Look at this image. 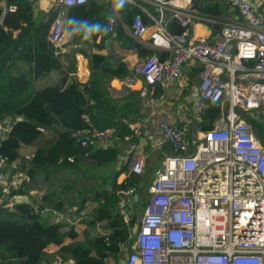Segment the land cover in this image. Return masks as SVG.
Listing matches in <instances>:
<instances>
[{
    "label": "built area",
    "instance_id": "obj_1",
    "mask_svg": "<svg viewBox=\"0 0 264 264\" xmlns=\"http://www.w3.org/2000/svg\"><path fill=\"white\" fill-rule=\"evenodd\" d=\"M104 1V0H100ZM238 12L232 20L199 13L192 7L172 6V0H133L153 22L155 30L145 24L141 15L127 28L138 43L168 53L144 58L138 74L149 85L163 89L174 84L188 64L199 67V86L195 96L194 116L198 124L209 118L210 127L188 137L194 120L184 126L160 124L161 138L153 149L166 153L163 170L156 172L149 186L147 206L134 229V242L121 250L123 256L109 255L105 264H264V142L255 134L249 118L264 120V7L252 0H229ZM88 0H35L37 11L54 10L49 40L56 47L66 44L65 17L68 9L83 6ZM112 11V0H106ZM141 3L156 8L153 15ZM4 13H14L16 6ZM108 20L107 34L113 35L118 23L126 25L120 14ZM167 14L177 20L180 33L168 29ZM197 17L220 19L222 27L212 37L191 38L190 25ZM228 77L224 81L222 75ZM22 117H7L0 123V203L7 207L28 204L25 196L13 195L30 182L26 172L12 168L1 149L13 127ZM81 127L74 137L83 148L115 147L127 143L131 175L142 176L147 166V142L144 133L150 118H125L130 134L120 137L116 128L100 130L90 115L80 114ZM43 132V128H38ZM169 148V150L167 149ZM68 162L74 163L70 157ZM119 214L126 223L133 217L136 205L142 204L136 185L119 194ZM139 196V202L134 201ZM88 205L90 203L88 202ZM37 207L33 213H37ZM47 212L46 209L43 213ZM57 215V222L70 220L75 233L86 216L85 209L67 206ZM95 239V234L90 233ZM109 241V238L105 240ZM53 264H75L56 257Z\"/></svg>",
    "mask_w": 264,
    "mask_h": 264
},
{
    "label": "trees",
    "instance_id": "obj_2",
    "mask_svg": "<svg viewBox=\"0 0 264 264\" xmlns=\"http://www.w3.org/2000/svg\"><path fill=\"white\" fill-rule=\"evenodd\" d=\"M34 1L0 0V123L7 117H22L38 109L44 112L47 124L23 118L13 127L1 151L10 163L18 162L17 169L30 177L29 183L12 191L13 195L27 196L32 190L46 189V192L43 200L37 199L32 204L7 207L0 203V264H53L57 256L64 261L73 260L75 264H105L107 256H123L122 248L134 242L138 211L144 212L147 206V199L141 196L139 210H135L130 222L126 223L118 211L119 194L134 185L141 193L145 180L143 176L131 175L119 183L120 176L128 171V164L114 169L101 183L75 178L73 175L79 169L114 166L120 156L118 147H81L74 137L81 127L79 115H90L100 130L116 128L121 138L130 134L123 120L143 118L147 96L128 90L124 98H113L108 90L109 82L111 78L124 81L130 74L123 57L145 58L158 53L165 59L168 53L138 43L122 23H118L113 35L100 33L91 38L94 50L90 57L91 77L83 85L63 69L59 49L49 40L57 12L37 11ZM141 4L153 15H158L152 5ZM3 5L16 6L17 11L4 13ZM192 8L209 16L225 18L231 6L229 0H192ZM110 12L106 0H88L83 6L68 9L66 29L69 31L70 27L67 20L73 17L106 25ZM119 14L128 25L138 14L146 25H154L145 13L130 4ZM172 26L173 33L182 31L177 20H173ZM108 39H112L110 49L106 44ZM79 40L83 39L76 35L71 42ZM148 86H155L152 87L154 99L162 97L164 89L161 86ZM249 121L256 136L264 142V120L249 118ZM197 127L208 129L209 118L191 125L188 137ZM24 148L32 149L33 153L23 155ZM70 157L75 158L74 163L68 162ZM67 206L86 210L84 218L76 214L80 218L77 224L82 228L80 234L75 233V225L70 220L57 222L55 213L63 212ZM35 207L38 211L34 214ZM44 209L47 212L43 213ZM91 232L95 234L94 240L90 238ZM50 246L58 248L57 251L49 253Z\"/></svg>",
    "mask_w": 264,
    "mask_h": 264
},
{
    "label": "crops",
    "instance_id": "obj_3",
    "mask_svg": "<svg viewBox=\"0 0 264 264\" xmlns=\"http://www.w3.org/2000/svg\"><path fill=\"white\" fill-rule=\"evenodd\" d=\"M252 1L264 7V0ZM172 6L180 9H184L187 7L189 8L192 7V0H172ZM233 15L236 18L239 16L238 12H235L230 8L226 19L232 20ZM166 19L168 23V29L170 31L175 30V28L172 26V22L174 19L171 18L170 14H167ZM125 25V30L129 34L127 28L130 25ZM149 27L152 31L156 29L154 25ZM221 27L222 22L220 19L207 18V20H205L202 17H197V19L193 20L190 25V35L191 38L197 39L201 37H212L220 31ZM66 34L68 36V42L58 48L62 67L67 73H69L72 78L77 79L81 84L86 85L91 77L90 57L94 52L93 47L89 43L81 41L71 42L72 36L68 35L67 29ZM143 45L146 46L145 44ZM146 47L152 49L149 46ZM143 59V57H140L138 55L123 57L122 60L128 63L130 74L124 81L117 78H111L108 85V90L113 98H124L128 95V90L138 91L141 92L142 96H147V100L144 102L143 107V118H150L151 122L147 125L144 133L145 141L148 144L146 147L148 160L145 174L142 175L145 183L141 186V192L145 188V185L149 180V173L156 174L157 171L161 170L164 158L166 156L165 152L156 151L153 149V144L161 138V132L159 129L160 124L163 122H168L174 126L181 127L186 124L187 120L192 119L195 123H198L194 116V108L195 96L197 94V89L199 86V80L197 78L199 67L194 64H188L184 67L183 75L174 84H171L164 89L162 97L159 99H154L153 96L156 95L154 93V88L152 87L155 86L149 88L148 84L144 82L137 71V67ZM131 72H133L134 75H131ZM222 78L224 81H228V77L225 74L222 75ZM42 83H44V81ZM39 111L40 110L35 109L30 113L24 114L22 118L44 123L42 121L43 114H40ZM200 129L201 128L197 127L196 131ZM115 147L119 148L120 156L118 162L113 166L112 171L114 169L118 170L126 164H129L130 148L128 144L117 142ZM21 153L25 156H30L33 153V150L24 148L22 149ZM10 165H12V168L14 167L15 169H17L19 163L13 162L10 163ZM157 167L158 169L155 172L154 170H156ZM110 173L111 172H109V174ZM109 174L107 176H109ZM123 176L124 174L120 176L119 182L122 181ZM45 192L46 189L32 190L27 196L23 198V200L25 199V202L28 204H32L37 199L43 200ZM140 196H142L141 193ZM57 249L58 248L56 247L50 246L48 248V252L54 253L57 251Z\"/></svg>",
    "mask_w": 264,
    "mask_h": 264
},
{
    "label": "clouds",
    "instance_id": "obj_4",
    "mask_svg": "<svg viewBox=\"0 0 264 264\" xmlns=\"http://www.w3.org/2000/svg\"><path fill=\"white\" fill-rule=\"evenodd\" d=\"M133 0H112L113 8L112 11L108 14V20L111 22L115 19V16L112 13L118 15L127 4L132 3ZM67 25H69V36L79 35L83 40H89L92 37L103 33L107 34L108 27L99 22H91L88 20H80L78 18H69L67 20Z\"/></svg>",
    "mask_w": 264,
    "mask_h": 264
},
{
    "label": "rangeland",
    "instance_id": "obj_5",
    "mask_svg": "<svg viewBox=\"0 0 264 264\" xmlns=\"http://www.w3.org/2000/svg\"><path fill=\"white\" fill-rule=\"evenodd\" d=\"M74 36H72L71 38H73ZM79 41H81V42H85V43H89L90 45H92L91 44V39H89V40H79ZM80 82V81H79ZM40 112V114H43L42 115V117H43V119H42V121L44 122V124H47V120H46V116H45V114H44V112L43 111H39ZM112 168H113V166H108V167H106V168H102V169H99V170H85V169H79L77 172H75V174L73 175L75 178H77V179H79V180H87V179H89L91 182H93V183H101V182H103L104 181V179L107 177V175L109 174V172H112ZM157 169H158V167L156 168V170H154L155 172L157 171ZM94 171H96V172H94ZM94 172V173H93ZM94 177H93V176ZM155 177H156V174H154V173H149V180L147 181V183H146V185H145V188L142 190V192H141V195L143 196V198L144 199H147V197H148V189H149V185L154 181V179H155ZM69 179H72L71 177L69 178ZM68 179V180H69ZM120 179V178H119ZM139 205H136L135 207H134V209L136 208V210H139ZM142 215H143V212H141V211H138V214H137V216H138V220L140 221V219H141V217H142ZM139 221H138V223H139ZM128 247H129V243H128Z\"/></svg>",
    "mask_w": 264,
    "mask_h": 264
},
{
    "label": "water",
    "instance_id": "obj_6",
    "mask_svg": "<svg viewBox=\"0 0 264 264\" xmlns=\"http://www.w3.org/2000/svg\"><path fill=\"white\" fill-rule=\"evenodd\" d=\"M111 43H112V39H108L107 40V47L110 49L111 48ZM113 53H112V51H110V55H112ZM184 69V68H183ZM131 75H134V73L133 72H131ZM254 119H257V117H253ZM163 170V166H162V168H161V171ZM139 199H140V197L137 195V196H135L134 197V201H136V203H138L139 202Z\"/></svg>",
    "mask_w": 264,
    "mask_h": 264
}]
</instances>
